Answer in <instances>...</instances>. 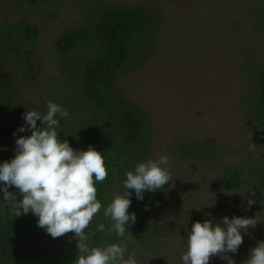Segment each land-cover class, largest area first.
<instances>
[{"label":"rangeland","instance_id":"374dc122","mask_svg":"<svg viewBox=\"0 0 264 264\" xmlns=\"http://www.w3.org/2000/svg\"><path fill=\"white\" fill-rule=\"evenodd\" d=\"M20 1L0 0V21L4 26L28 22L40 30V35L35 49L22 38L7 40L16 58H28L33 85L22 81L7 60L0 63V93L6 92L5 104L8 100L14 109L10 110L8 104L6 108L0 105V144L19 124L13 101L41 115L46 114L47 103L52 101L69 113L64 118L66 123L89 127L98 124L99 115L86 110L77 97L76 79L62 74L51 55L58 37L80 26L86 10L77 15L66 0H43L35 7ZM109 1L156 10L154 54L148 62L119 78L117 86L148 114L152 128L150 158L156 160L167 153L166 167L172 177L163 207L153 213L155 225L164 233L146 242L139 237L128 238L133 239L128 256L134 253L137 264H183L187 235L194 222L222 221L225 216L255 217L257 225L243 234L238 252L228 253L235 264H245L249 250L264 240V195L253 190L250 179L242 191H222L218 176L226 163L264 166V143L257 139L249 119L240 115L247 86L240 45L261 46L260 54L264 56V21L258 18L264 0ZM52 13L56 16L51 17ZM12 93L15 98L10 100ZM180 140L217 150L219 163L204 168L180 155L175 147ZM13 191L18 192L15 187ZM113 193L124 194L125 190L116 182ZM248 199L256 203L249 207ZM209 264L227 261L215 256Z\"/></svg>","mask_w":264,"mask_h":264},{"label":"trees","instance_id":"16d2710c","mask_svg":"<svg viewBox=\"0 0 264 264\" xmlns=\"http://www.w3.org/2000/svg\"><path fill=\"white\" fill-rule=\"evenodd\" d=\"M43 0H21L29 7L43 3ZM44 2H47L45 0ZM76 11L86 10L80 26L58 37L53 44L52 57L62 74L76 79L78 99L83 107L98 114L100 122L94 126L66 123L65 117L57 118L58 138L67 140L77 150H86L89 145L100 151L108 177L97 182V199L101 202L100 212L85 229L90 247H106L120 243L126 247L125 258L130 252V242L139 237L142 242L158 238L164 233L154 222L153 213L163 207L168 185L155 192H144L143 200H138L132 191L129 213H135V223H128L123 237L110 230L114 221L104 216V211L113 198V186L118 182L123 186L128 171L150 158L152 151L151 123L143 108L132 102L119 91L117 82L132 70L148 62L155 52L154 39L157 35V13L149 6L135 7L116 5L109 0H66ZM264 8L258 18L264 21ZM44 15V13H42ZM51 14V17H55ZM40 30L33 24L18 21L4 26L0 21V63L7 60L12 64L17 76L27 84L33 85V74L29 72L28 58H16L7 46L8 38L21 39L35 49ZM257 47V46H256ZM252 50V51H249ZM261 46L252 48L240 45V58L244 61L245 83L240 102V115L249 119L256 137L264 143V56ZM245 84V85H246ZM6 92L0 93V105L10 110V102L5 104ZM14 93L10 100L14 99ZM16 105L13 101L14 115L19 124L11 130L0 144V163L15 156V141L20 136L31 135L27 130L24 114L30 107ZM12 104V103H11ZM0 111L2 109L0 107ZM71 113H73L70 110ZM71 123L75 121L71 120ZM24 126L26 130L19 132ZM42 126V123H37ZM16 133L14 136L13 133ZM177 152L199 163L202 167H214L219 163L217 150L207 145H187L183 141L175 144ZM250 161V160H248ZM251 162V161H250ZM95 179V178H94ZM250 179L253 190L264 195V166H251L246 163L223 164L218 176L222 191L237 193L247 188ZM124 188V186H123ZM13 192V187H9ZM126 191V189L124 188ZM3 192L0 191V198ZM38 217L31 212L16 217L14 211L0 202V264H74L78 257V240L69 233L60 238H52L46 230L38 226ZM103 223V232L96 231ZM263 228H264V222ZM128 238H133L130 241ZM67 239V240H66ZM39 240L48 244H40Z\"/></svg>","mask_w":264,"mask_h":264},{"label":"clouds","instance_id":"9594fccd","mask_svg":"<svg viewBox=\"0 0 264 264\" xmlns=\"http://www.w3.org/2000/svg\"><path fill=\"white\" fill-rule=\"evenodd\" d=\"M58 115L67 117L69 113L52 101H48L44 115L37 110L25 112V125L31 135L16 139L14 158L0 163V191L3 192L0 202L14 211L16 217L31 212L38 217V226L54 239L73 234L78 240L79 253L74 264H137L134 253L125 259L126 247L120 243L106 247H90L87 243L89 237L85 235V229L102 207L95 184L105 181L108 171L101 152L95 147L89 145L86 150H77L67 140L58 138ZM38 120L42 122L40 127ZM25 130L24 126L18 129L19 132ZM168 163L169 157L165 153L156 160L149 158L139 163L134 171L126 173L125 193H113L112 201L104 211V216L114 221L110 230L124 236L126 225L136 221L135 213L128 211L132 195L129 190H134L136 198L143 200L144 192L164 188L172 180L166 167ZM9 187H15L18 192H10ZM254 203L253 199L247 200L249 207ZM257 222L255 217L242 216L194 222L187 235L183 264H209L215 256L226 260L227 264H235L228 253L238 252L243 244V234L249 228H255ZM104 229L105 225L101 223L96 231L103 232ZM245 264H264V240L249 250Z\"/></svg>","mask_w":264,"mask_h":264}]
</instances>
